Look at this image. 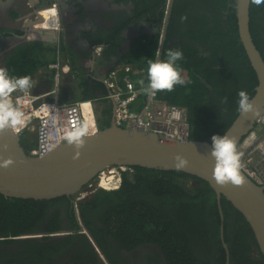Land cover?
Segmentation results:
<instances>
[{"label":"flooded vegetation","instance_id":"flooded-vegetation-1","mask_svg":"<svg viewBox=\"0 0 264 264\" xmlns=\"http://www.w3.org/2000/svg\"><path fill=\"white\" fill-rule=\"evenodd\" d=\"M97 1L99 7L95 8L99 17L91 19L97 23L87 30L80 24L83 21L73 27L67 26L65 16L67 8L79 10L77 5L79 3L81 7L83 0H75V3L72 0H0V67L7 69L16 49L36 43L54 49L56 58L48 68L40 69L34 76L33 93L53 87L55 70L50 65L59 63L61 97L69 94L74 98V90H77L80 96L86 92L104 100L107 88L103 81L113 67L139 43L158 39L156 60L169 49L181 50L184 59L177 63L192 65L194 75L208 90L206 103L210 102L209 106L215 112L228 111L225 96L238 90L246 91L248 81L253 78L249 70L254 71L246 53V60H241L240 48L231 34L234 21L238 35L236 0ZM54 4L61 15L60 29L37 27L42 13ZM84 6L89 7L87 3ZM249 25L253 41L262 55L264 4L250 3ZM241 46L243 48L242 43ZM65 66H69L70 74L64 71ZM240 79H243L242 85ZM80 81L84 88H80ZM228 84L234 85V89L231 90ZM238 99L232 100L233 105L236 102V108ZM105 101L112 106L111 122L114 106L107 99ZM35 137L22 136V146L29 153ZM117 170V186L110 192L99 188L96 178L76 194L48 200L49 203L39 206L35 210L38 217L24 232L0 236V264H177L172 256L181 257L178 264H264L254 235L232 210L226 220L223 211L221 217L217 200L220 224L217 229L201 228L191 219L182 223L183 218L174 213L177 208H170L172 202L159 199L158 193L156 203L153 201L146 207L132 209L127 204L136 202H125L120 196L125 180L136 182L137 169ZM180 180L187 181V188L195 191L202 186L200 179L181 177ZM166 192L162 189L160 193ZM112 194L119 203L111 199ZM202 203L200 201L193 208L202 207ZM176 204L181 208L182 202ZM124 205L127 211L122 213L125 215H118L119 208ZM144 208L164 220L159 224L164 226L166 223V230H161L162 235L157 238L151 233L138 235L137 223L127 216L138 215ZM206 219L211 225L213 219ZM168 223H172L178 232H169ZM189 224L193 226L189 228ZM182 230L188 232L187 238H182Z\"/></svg>","mask_w":264,"mask_h":264},{"label":"water","instance_id":"water-1","mask_svg":"<svg viewBox=\"0 0 264 264\" xmlns=\"http://www.w3.org/2000/svg\"><path fill=\"white\" fill-rule=\"evenodd\" d=\"M235 8L239 39L257 77L251 99L258 109L255 115L238 113L223 133L236 140L238 149L264 112V58L250 32V0H236ZM39 21V24L44 21L43 16ZM89 137L78 159L73 158L75 147L67 142L46 156L34 157L22 146V136L10 129L0 132V164L9 158L14 161L8 168L0 167V194L35 201L70 196L115 166L182 172L211 187L221 217L223 198L242 214L264 256V186L254 182L242 169L243 186L218 185L213 178L215 160L210 154L211 141L171 140L160 134L130 130L118 126L115 117L110 126ZM177 154L188 160L187 167H175Z\"/></svg>","mask_w":264,"mask_h":264},{"label":"trees","instance_id":"trees-1","mask_svg":"<svg viewBox=\"0 0 264 264\" xmlns=\"http://www.w3.org/2000/svg\"><path fill=\"white\" fill-rule=\"evenodd\" d=\"M232 24L233 32L231 34L240 48L239 56L241 60L244 58V60H246V55L238 39L234 21ZM158 41V39H154L150 43H139V46L134 50H131V53L122 59L120 62L121 64L119 63V65H131L133 69H135L134 73L132 74V81L136 87L142 89V86L139 83L141 80L145 81V85L147 84V71L149 66L148 62L149 60L155 61L157 58ZM261 51L264 58V50L261 49ZM55 58L56 53L54 49L32 43L28 46L20 47L15 50L12 58L8 62L7 70L10 76H30L33 84L34 76L37 74V72L42 68H48L50 62L55 60ZM166 59L167 55H163L160 58V60ZM177 66L181 69L182 77L186 81L185 84L175 86L174 90L170 92H157L158 100L170 105H176L186 110L187 119L190 126L189 139L202 141L207 140L212 142L211 138L214 135L222 136L238 115L239 112L236 108V102L233 105L232 100H235L237 97H239V90L234 92L232 95L225 96V100L227 101V106L229 108L228 111L224 113L215 112L210 108V102L206 103L207 99L205 98L208 96V90L205 85H203V83H201V81L194 75L195 73L193 72L194 68L192 65H185L182 62V65L177 63ZM249 71L252 73L251 75H253V78L248 81L246 85V92L250 98H252L254 89L257 86V79L256 76H254L255 74H253L254 72H252V70ZM49 76L50 75L47 77L49 78ZM240 80V85H242L243 79ZM240 85H237L236 87ZM79 86L80 88H84L82 81L79 82ZM228 86H231V90L234 89V85L228 84ZM104 91L106 92L105 88ZM219 92L221 93V91ZM144 100L145 92L144 95L139 97L138 101L133 105V108H137L139 110L143 106ZM76 101H92L96 107V120L98 128L104 129L110 126L112 106L109 105L105 99L102 100V97L98 98L97 96L87 95L86 92H84L82 96L79 95V97H76ZM36 144L37 138H34V140L31 142L30 148H34ZM134 168L137 169L136 182L133 183L132 181L125 180L124 192H122L120 196L121 200H125V202H136V204H127V207H131L132 209L138 207V209H140L150 205L153 201L156 203V201H158L156 198L158 193L159 199H166L167 202H172L170 208H177L174 210V213L179 215L180 218H183L182 223H185L191 219L193 222H196L197 226H200L201 228L209 226L210 228L217 229L219 227V214L217 210L215 194L205 181L201 180L202 186L195 191L194 189L187 188V181L180 182L181 177L195 178L193 176H189L185 173L177 171H160L141 167ZM162 189L168 192L160 193ZM114 194H112L111 199L119 203V199H117ZM173 201H175V204ZM200 201L203 202L202 207L193 208L195 204L199 205ZM177 202H182L181 208L176 204ZM46 203L49 202L7 198L0 194V236H16L24 232V230L30 226L31 221L38 217L35 210L39 209V206H42ZM230 210L236 213L239 220L247 227V231L253 236L254 234L242 214L238 212L230 204V202L223 198L222 211L225 220L229 217ZM126 211V206H121L119 208L118 215H121L123 214L122 212ZM127 216L131 219V221L137 223L135 226L137 227L136 233L138 235L141 233H151L153 237L157 238V236L162 235L161 230H166L167 227L166 223L164 226L161 225L163 224L164 220L161 218H156L155 215H151L147 208L141 209L138 215L127 214ZM206 216L209 219H213L211 225L207 223ZM158 217H161V215ZM158 225H160V227ZM188 226L191 228L193 225L189 224ZM168 227L170 229L169 232H178L172 223H168ZM158 228H160V230ZM187 234L188 232H184L182 230V238H187ZM164 239H166V237ZM227 243L230 244L228 240ZM219 247V249L222 248L221 245ZM171 258L175 260L177 264L181 262V257L172 256ZM188 258L191 259V257ZM172 264H175V262H172Z\"/></svg>","mask_w":264,"mask_h":264},{"label":"built area","instance_id":"built-area-1","mask_svg":"<svg viewBox=\"0 0 264 264\" xmlns=\"http://www.w3.org/2000/svg\"><path fill=\"white\" fill-rule=\"evenodd\" d=\"M48 11H56L58 16L55 4L43 13ZM43 18L42 26L40 27L39 24L37 27L60 29L59 17L52 24H47L44 14ZM50 68L55 70L54 83L50 90L42 93H33L31 90L27 93L16 91L11 97L14 105L24 112L25 122L19 127V131L15 132L20 136L28 132L37 134V144L30 151L34 157L46 156L66 143L64 134L68 128L86 123L89 136L99 130L95 104L92 101L63 102L60 95L62 74L59 71V63L51 64ZM133 73L134 69L131 65H117L103 81L107 88L105 99L114 106L116 124L130 130L160 134L171 140H189L190 126L184 108L159 101L157 93L155 96L145 93L143 106L139 110L133 108L139 97L144 95V91L133 83ZM85 105H89V118L92 124L90 122L88 124L87 119L85 121L83 115ZM238 151L242 154L241 169L254 182L264 185V112L256 119L254 129L242 140ZM111 168L101 172L98 179L99 187L108 191L116 187L115 180L118 175V167ZM111 175H113L112 179L109 178Z\"/></svg>","mask_w":264,"mask_h":264},{"label":"clouds","instance_id":"clouds-1","mask_svg":"<svg viewBox=\"0 0 264 264\" xmlns=\"http://www.w3.org/2000/svg\"><path fill=\"white\" fill-rule=\"evenodd\" d=\"M256 6L264 4V0H250ZM185 19L182 17V20ZM166 60H149L147 71V84L139 81L142 90L155 96L157 92L173 91L175 86L184 85L185 80L181 75V69L177 66V61L184 59L183 52L178 49H169ZM33 87L30 76L14 77L10 76L8 70L0 67V132L10 129L19 131V127L24 124V112L21 111L12 100V94L16 91L27 93ZM237 111L244 116L255 115L258 111L252 99L246 91L238 93ZM86 138L89 137V128L86 123L78 124L65 130L64 139L69 146L76 149L74 159L81 155L80 149L85 146ZM211 156L215 160L213 178L220 186L231 184L233 186H243L245 177L241 174V153L237 149L236 140L230 137L227 132L225 135H214L212 138ZM175 167L183 169L187 167L188 160L182 155L175 157ZM14 161L9 158L0 164V167L8 168Z\"/></svg>","mask_w":264,"mask_h":264},{"label":"crops","instance_id":"crops-1","mask_svg":"<svg viewBox=\"0 0 264 264\" xmlns=\"http://www.w3.org/2000/svg\"><path fill=\"white\" fill-rule=\"evenodd\" d=\"M75 0H72L73 3ZM83 3L80 7V4L78 3L77 7L79 10L76 9V7H72V8H67L66 10V14L65 16L67 17V21H68V25L69 27H73L75 24L80 23V21H83L82 23H80L81 25L85 26L87 28V30L89 29V27L97 22L92 21L91 19L96 18L97 16L99 17V14L95 8V6H97L98 1L97 0H83ZM87 3V5L89 6L88 8H86L84 5ZM99 7V5L97 6ZM58 12V17H59V21L61 23V15L60 12L57 10ZM90 17V18H89ZM89 18V19H88ZM41 25V24H40ZM39 25V26H40ZM42 26V25H41ZM69 66H65V72L69 73ZM39 81V79H38ZM38 82L36 81V84ZM75 92V97L72 98L69 94L66 96H62V101L63 102H75L76 101V97H78V92L77 90H74Z\"/></svg>","mask_w":264,"mask_h":264},{"label":"bare ground","instance_id":"bare-ground-1","mask_svg":"<svg viewBox=\"0 0 264 264\" xmlns=\"http://www.w3.org/2000/svg\"><path fill=\"white\" fill-rule=\"evenodd\" d=\"M44 14V17L46 18V20H47V24H52V22H55L56 20H58V16H57V13H56V11H48V12H45V13H42V15ZM42 25V24H41ZM40 25V26H41ZM138 61H139V59H138ZM145 61V60H144ZM144 63V62H143ZM121 64V63H120ZM142 64V63H141ZM145 64V63H144ZM143 64V65H144ZM139 65H140V63H139ZM146 66V65H145ZM114 68V67H113ZM135 70V69H134ZM141 70V69H140ZM62 92V91H61ZM135 109H137V108H135ZM90 112H89V105H85L84 106V118H85V121H86V119H87V123L89 124V122H90V124H92V121H91V119L89 118V116H90V114H89ZM35 134H36V132H34ZM36 137H37V134H36ZM63 145V144H62ZM61 146V145H60ZM59 146V147H60ZM115 167H118V168H120V167H125V166H115ZM112 169V168H111ZM114 174H115V172H114ZM110 179H112L113 178V175H111L110 177H109ZM117 178V177H116ZM110 181V180H109ZM90 185V184H89ZM117 186V185H116ZM120 186V185H119ZM121 186H122V184H121ZM91 187V186H90ZM100 188V187H99ZM87 189V188H86ZM116 191V190H115ZM88 192V191H87ZM110 192V191H109ZM81 193V192H80ZM81 198H82V196H81ZM84 198V197H83Z\"/></svg>","mask_w":264,"mask_h":264},{"label":"rangeland","instance_id":"rangeland-1","mask_svg":"<svg viewBox=\"0 0 264 264\" xmlns=\"http://www.w3.org/2000/svg\"><path fill=\"white\" fill-rule=\"evenodd\" d=\"M26 135H31V136H33V137H35L36 136V134L34 133V132H28V133H26ZM36 138V137H35ZM118 176V175H117ZM116 176V177H117ZM97 179H99V176H98V178ZM117 179V178H116ZM115 180V179H114Z\"/></svg>","mask_w":264,"mask_h":264}]
</instances>
